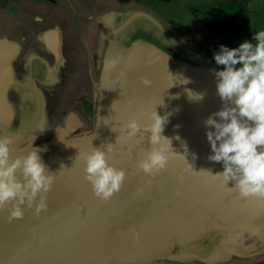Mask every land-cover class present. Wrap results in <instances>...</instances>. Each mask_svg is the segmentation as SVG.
Segmentation results:
<instances>
[{"label":"water","instance_id":"95a60500","mask_svg":"<svg viewBox=\"0 0 264 264\" xmlns=\"http://www.w3.org/2000/svg\"><path fill=\"white\" fill-rule=\"evenodd\" d=\"M104 1L0 12V127L22 130L21 144L40 149L55 175L45 209L36 211L39 195L22 218L0 209V264L264 263V198H241L208 159L205 120L224 107L211 70L223 66L144 5ZM155 110L169 114L171 147L166 168L149 175L138 164L151 133L128 138L123 126L145 125ZM108 144L127 176L105 202L78 154Z\"/></svg>","mask_w":264,"mask_h":264},{"label":"clouds","instance_id":"9594fccd","mask_svg":"<svg viewBox=\"0 0 264 264\" xmlns=\"http://www.w3.org/2000/svg\"><path fill=\"white\" fill-rule=\"evenodd\" d=\"M214 59L217 65L223 66L211 71L217 80V94L224 102L221 110L205 120L207 140L212 149L208 159L222 162L224 166L223 172L214 176L222 177L226 186L229 181H234L233 189L241 198H264V27L255 30L252 39L245 40L239 47L220 45ZM117 63L118 59L109 62L112 67ZM238 64L242 66L238 68ZM142 82L145 86L151 83L147 78H142ZM189 96L203 99V94L189 92ZM168 119L169 114L160 115L155 110L149 123L142 125L139 120L132 119L123 126L128 138L136 137L142 129L151 133L148 137L151 148L145 150L138 164L146 174L155 175L167 166L171 140L163 132ZM11 144V137L0 136V209L11 204L9 219H18L24 215L23 206L26 204L31 208L38 195L36 211L47 207L46 193L51 189L55 175L48 173L39 155L40 149L13 159ZM111 150V144H108L107 151L93 148L78 154L84 162L86 180L96 197L105 202L122 188L127 176L125 169L109 163L108 152ZM18 172L23 179L18 177Z\"/></svg>","mask_w":264,"mask_h":264},{"label":"rangeland","instance_id":"374dc122","mask_svg":"<svg viewBox=\"0 0 264 264\" xmlns=\"http://www.w3.org/2000/svg\"><path fill=\"white\" fill-rule=\"evenodd\" d=\"M2 1V0H0ZM12 1V0H11ZM30 0H18L17 8L4 3H0V12L3 10L17 11L22 7L23 2ZM105 3L104 0H99ZM89 0L90 4L98 2ZM124 3L142 4L149 10L161 17L175 31H177L187 43L193 45L196 51L202 53L207 58L214 59V53L219 51L220 45L229 48L239 47L245 40H251L253 32L260 27H264V0H114ZM21 2V3H20ZM108 2V1H107ZM100 4V3H99ZM43 6L41 4L37 5ZM214 12H223L237 17H247L251 21V32L249 36H233L229 39L215 36L208 32L203 25V20ZM199 14V15H198ZM11 132V150L23 153L33 151L35 148L21 144L24 132L18 130H8L0 127V136H8ZM15 137L17 138L15 140ZM264 262V261H262Z\"/></svg>","mask_w":264,"mask_h":264},{"label":"trees","instance_id":"16d2710c","mask_svg":"<svg viewBox=\"0 0 264 264\" xmlns=\"http://www.w3.org/2000/svg\"><path fill=\"white\" fill-rule=\"evenodd\" d=\"M203 25L208 32L226 39L234 35H248L250 32V22L248 19L236 18L224 13L212 14L204 20Z\"/></svg>","mask_w":264,"mask_h":264},{"label":"flooded vegetation","instance_id":"af4514ba","mask_svg":"<svg viewBox=\"0 0 264 264\" xmlns=\"http://www.w3.org/2000/svg\"><path fill=\"white\" fill-rule=\"evenodd\" d=\"M18 0H2V1H0V3L2 2V3H4L5 5L6 4H8V5H10V6H12L14 9H16L17 8V5H18V3L19 2H17ZM50 1H53V0H50ZM21 3V2H20ZM214 13H223V12H214ZM214 13H212V14H214ZM211 14V15H212ZM224 14H228V13H224ZM199 15V14H198ZM210 15V16H211ZM230 15V14H229ZM209 16V17H210ZM231 16H234V15H231ZM209 17H207V18H209ZM234 17H236V18H246V19H248L247 17H237V16H234ZM206 19V18H205ZM204 19V20H205ZM203 20V21H204ZM249 20V19H248ZM249 22H250V32H251V28H252V25H251V21L249 20ZM250 32H249V34L248 35H234V36H249L250 35ZM212 34V33H211ZM213 35H215V34H213ZM215 36H219V35H215ZM219 37H222V36H219ZM233 37V36H232ZM224 38V37H223ZM231 38V37H230ZM226 39V38H225ZM229 39V38H228ZM262 264H264V263H262Z\"/></svg>","mask_w":264,"mask_h":264},{"label":"bare ground","instance_id":"6f19581e","mask_svg":"<svg viewBox=\"0 0 264 264\" xmlns=\"http://www.w3.org/2000/svg\"><path fill=\"white\" fill-rule=\"evenodd\" d=\"M153 42H155V43H157L158 45H161V44H159L157 41H153ZM163 48V47H162ZM4 112H3V110H2V108L0 107V120H1V118H3L4 117Z\"/></svg>","mask_w":264,"mask_h":264},{"label":"crops","instance_id":"0c3cea01","mask_svg":"<svg viewBox=\"0 0 264 264\" xmlns=\"http://www.w3.org/2000/svg\"><path fill=\"white\" fill-rule=\"evenodd\" d=\"M30 1H35L36 3H38V2L44 1V0H30ZM47 1L52 2V4L57 3L56 0H53V1L47 0Z\"/></svg>","mask_w":264,"mask_h":264}]
</instances>
